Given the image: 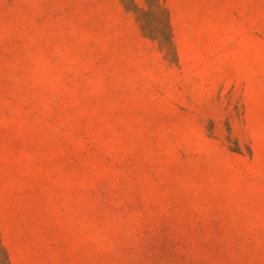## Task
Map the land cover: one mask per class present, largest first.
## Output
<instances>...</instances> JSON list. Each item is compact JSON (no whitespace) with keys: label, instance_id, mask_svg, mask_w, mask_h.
<instances>
[{"label":"rangeland","instance_id":"rangeland-1","mask_svg":"<svg viewBox=\"0 0 264 264\" xmlns=\"http://www.w3.org/2000/svg\"><path fill=\"white\" fill-rule=\"evenodd\" d=\"M0 0V264H264V0Z\"/></svg>","mask_w":264,"mask_h":264},{"label":"trees","instance_id":"trees-1","mask_svg":"<svg viewBox=\"0 0 264 264\" xmlns=\"http://www.w3.org/2000/svg\"><path fill=\"white\" fill-rule=\"evenodd\" d=\"M146 2L151 4L155 3L154 7L157 6V0H146Z\"/></svg>","mask_w":264,"mask_h":264}]
</instances>
